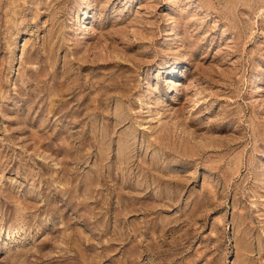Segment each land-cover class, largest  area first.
Here are the masks:
<instances>
[{
	"label": "rangeland",
	"instance_id": "rangeland-1",
	"mask_svg": "<svg viewBox=\"0 0 264 264\" xmlns=\"http://www.w3.org/2000/svg\"><path fill=\"white\" fill-rule=\"evenodd\" d=\"M0 264H264V0H0Z\"/></svg>",
	"mask_w": 264,
	"mask_h": 264
},
{
	"label": "bare ground",
	"instance_id": "bare-ground-1",
	"mask_svg": "<svg viewBox=\"0 0 264 264\" xmlns=\"http://www.w3.org/2000/svg\"><path fill=\"white\" fill-rule=\"evenodd\" d=\"M258 77H259V76H258ZM253 78H254V77H253ZM257 79H258V78H257ZM255 81H256V80H255ZM255 81H254V82H255ZM254 86H255V85H254ZM248 88H249V87H248ZM256 89H257V88H256ZM250 90H251V89H250ZM251 92H252V91H251ZM255 92H256V91H255ZM147 102H148V101H147ZM147 104H149V102H148ZM145 106H146V105H145ZM149 107H150V106H149Z\"/></svg>",
	"mask_w": 264,
	"mask_h": 264
}]
</instances>
